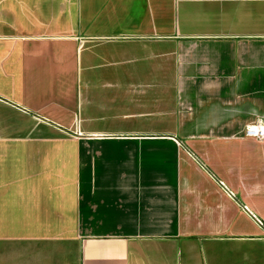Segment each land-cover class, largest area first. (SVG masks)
Masks as SVG:
<instances>
[{
  "label": "crops",
  "instance_id": "crops-1",
  "mask_svg": "<svg viewBox=\"0 0 264 264\" xmlns=\"http://www.w3.org/2000/svg\"><path fill=\"white\" fill-rule=\"evenodd\" d=\"M255 125L264 0H0V264H264Z\"/></svg>",
  "mask_w": 264,
  "mask_h": 264
},
{
  "label": "built area",
  "instance_id": "built-area-1",
  "mask_svg": "<svg viewBox=\"0 0 264 264\" xmlns=\"http://www.w3.org/2000/svg\"><path fill=\"white\" fill-rule=\"evenodd\" d=\"M246 135L258 139H264V125L250 126L246 129Z\"/></svg>",
  "mask_w": 264,
  "mask_h": 264
},
{
  "label": "rangeland",
  "instance_id": "rangeland-1",
  "mask_svg": "<svg viewBox=\"0 0 264 264\" xmlns=\"http://www.w3.org/2000/svg\"><path fill=\"white\" fill-rule=\"evenodd\" d=\"M25 258H27V256H25ZM18 264H20V263H18ZM21 264H27L26 262H23V263H21Z\"/></svg>",
  "mask_w": 264,
  "mask_h": 264
}]
</instances>
